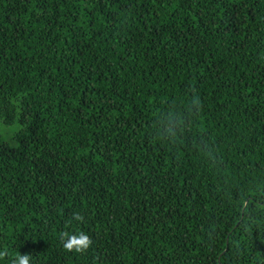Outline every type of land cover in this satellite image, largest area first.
Instances as JSON below:
<instances>
[{"label":"trees","instance_id":"16d2710c","mask_svg":"<svg viewBox=\"0 0 264 264\" xmlns=\"http://www.w3.org/2000/svg\"><path fill=\"white\" fill-rule=\"evenodd\" d=\"M25 254L264 264V0H0V264Z\"/></svg>","mask_w":264,"mask_h":264},{"label":"clouds","instance_id":"9594fccd","mask_svg":"<svg viewBox=\"0 0 264 264\" xmlns=\"http://www.w3.org/2000/svg\"><path fill=\"white\" fill-rule=\"evenodd\" d=\"M74 218L78 221L83 219V217L76 214H74ZM65 237H67V239H65ZM61 241L64 249L69 252L74 250L77 253L85 252L91 244L90 237L84 232H79L75 235L63 232L61 233ZM28 260L29 256L27 254L22 255L19 257L18 264H28Z\"/></svg>","mask_w":264,"mask_h":264},{"label":"rangeland","instance_id":"374dc122","mask_svg":"<svg viewBox=\"0 0 264 264\" xmlns=\"http://www.w3.org/2000/svg\"><path fill=\"white\" fill-rule=\"evenodd\" d=\"M15 131H16L15 128H9V129L3 130L4 135H2V137L4 138V140H6L12 146H13V142L11 141V138H12Z\"/></svg>","mask_w":264,"mask_h":264}]
</instances>
